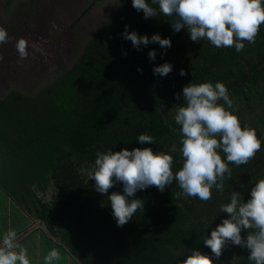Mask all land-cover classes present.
I'll list each match as a JSON object with an SVG mask.
<instances>
[{
  "label": "trees",
  "instance_id": "16d2710c",
  "mask_svg": "<svg viewBox=\"0 0 264 264\" xmlns=\"http://www.w3.org/2000/svg\"><path fill=\"white\" fill-rule=\"evenodd\" d=\"M7 1L12 5L15 0ZM119 6L93 37L74 47L71 63L59 72L57 67L55 75L33 88L14 87L0 98V221L2 228L12 224L13 230L40 221L49 233L38 229L44 244L64 254L61 264L67 259L68 264H179V255L194 248L210 253L203 239L226 216L218 213L229 192L241 191L247 199L254 182L264 178V158L247 171L264 154V26L255 43L245 42L237 53L206 40L192 42L186 29L173 32L171 18L159 12L144 19L131 0H120ZM125 25L138 35L169 37L171 47L149 43L136 50L121 36ZM150 49L156 50L153 61L148 59ZM164 61L172 64V71L154 75L153 66ZM181 68L184 76L179 75ZM191 80L226 84L242 125L255 128L262 138L261 151L246 164H229L232 175L225 176L224 191L213 188L207 201L179 196L175 180L163 191H137L145 200L144 212L137 211L118 227L107 196L87 179L95 154L148 146L136 140L147 133L155 139L150 145L154 151L176 145L172 168L178 170L180 133L172 113L182 101L174 94ZM120 190L117 184L109 192ZM1 229L0 234L8 230ZM247 255L246 249L228 245L219 260L250 264Z\"/></svg>",
  "mask_w": 264,
  "mask_h": 264
},
{
  "label": "clouds",
  "instance_id": "9594fccd",
  "mask_svg": "<svg viewBox=\"0 0 264 264\" xmlns=\"http://www.w3.org/2000/svg\"><path fill=\"white\" fill-rule=\"evenodd\" d=\"M116 4L119 6L120 0ZM131 6L142 11L144 19L156 17L158 12L170 17L172 31L186 29L194 43L206 40L215 48H234L237 53L243 51L245 42L255 43L258 30L264 25V0H131ZM121 36L131 41L136 50L149 43H158L164 50L171 47L169 37L159 33L138 35L135 30L128 31V25ZM9 39L7 30L0 26V45ZM15 48L19 59L27 57L24 38L16 41ZM147 55L150 61L155 60L156 50L150 49ZM172 67L164 61L154 65L152 71L163 77ZM137 71L142 70L138 67ZM179 75H185L183 68ZM174 96L182 101L172 113L180 133L178 151L182 166L178 170L173 172L172 168L171 153L177 151L176 145L168 151H154L150 145L155 139L147 133L138 134L136 140L139 145L148 146L97 151L90 165L87 179L94 181L97 193L107 196L118 227L137 211L144 212L145 200L135 195L137 191L148 187L163 191L175 180L179 196L207 201L212 198L213 188L224 191L222 182L226 175H232L229 164H246L261 151L262 138L255 128L242 125L224 82L191 80ZM117 184L122 190L109 192ZM220 213L226 216L203 239L210 253L194 248L179 255V264H224L219 257L228 245L246 249L250 264H264V178L254 182L247 199L241 191L231 190L227 202L219 205ZM60 259V252L52 248L43 256L42 264H56ZM0 264H32L14 230L0 234Z\"/></svg>",
  "mask_w": 264,
  "mask_h": 264
},
{
  "label": "rangeland",
  "instance_id": "374dc122",
  "mask_svg": "<svg viewBox=\"0 0 264 264\" xmlns=\"http://www.w3.org/2000/svg\"><path fill=\"white\" fill-rule=\"evenodd\" d=\"M74 1L79 4L73 5L70 2L67 4V0H15L12 5H9L7 0H0V26L7 30L10 37L6 43L0 45V57H2L0 59V98L4 97L11 88H33L41 83V80L49 79L55 75L57 67L59 72L68 62V58L75 54L74 47L86 41L87 33L83 32V27L87 26L85 23L87 19L77 24L71 34L67 33V29L69 25L71 27L81 17L87 15V9L91 8L90 4L94 0ZM105 1L109 2V5L105 7L114 6L113 0ZM109 10L112 12L113 8ZM109 15V12L105 13L104 19H107ZM19 38L27 41L28 55L24 59L18 58L15 48ZM34 79L38 82L33 81ZM16 215L22 217L21 213ZM8 217L9 214H3V218ZM2 227L3 222L0 221V229ZM5 229L13 230L14 227L10 224L1 230ZM38 229L42 230L44 227L40 221L33 220L25 231V242L21 243V246L27 250L32 264H42L43 256L52 249V246L47 247L44 244L46 241ZM34 234L38 235L34 238L32 237ZM17 239L20 241L18 237ZM56 249L59 251V248ZM63 259L64 254L56 264H61L60 261Z\"/></svg>",
  "mask_w": 264,
  "mask_h": 264
},
{
  "label": "flooded vegetation",
  "instance_id": "af4514ba",
  "mask_svg": "<svg viewBox=\"0 0 264 264\" xmlns=\"http://www.w3.org/2000/svg\"><path fill=\"white\" fill-rule=\"evenodd\" d=\"M67 4H69V2L73 5H77L79 4V2L77 3L76 1L72 0H67ZM113 4L114 6H111V7H105V6H108L109 2L105 1V0H101L99 1L97 4H95L94 7H92V9L89 11V13H87V15H84L83 17L80 18V20L78 21L77 24H81L82 23V20L83 19H87L85 21V23L87 24V26L83 27V32H85V34L87 33V39L85 41V43L95 35L96 31L115 13L116 10H118V8L120 6H118L116 4V0H113ZM64 4V3H63ZM102 4V5H101ZM91 5V4H90ZM120 5V4H119ZM98 8H97V7ZM67 7V6H66ZM105 7V8H103ZM113 8L112 12L109 10ZM109 12V16L107 17L106 20H104V15L105 13H108ZM90 15V16H89ZM71 28H70V25H69V29H67V33H70L71 34ZM75 32H78V31H75ZM82 33V31H79ZM79 33V34H81ZM73 61V59L69 60L68 62L71 63ZM12 89V88H11ZM10 89V90H11Z\"/></svg>",
  "mask_w": 264,
  "mask_h": 264
},
{
  "label": "crops",
  "instance_id": "0c3cea01",
  "mask_svg": "<svg viewBox=\"0 0 264 264\" xmlns=\"http://www.w3.org/2000/svg\"><path fill=\"white\" fill-rule=\"evenodd\" d=\"M29 226V225H28ZM27 226V227H28ZM27 227H24V228H22V229H19V230H14L15 232H16V234H17V237L20 239V244L22 243V242H25V231H26V229H27ZM29 231V230H28ZM30 235V234H29ZM28 237V236H27Z\"/></svg>",
  "mask_w": 264,
  "mask_h": 264
},
{
  "label": "water",
  "instance_id": "95a60500",
  "mask_svg": "<svg viewBox=\"0 0 264 264\" xmlns=\"http://www.w3.org/2000/svg\"><path fill=\"white\" fill-rule=\"evenodd\" d=\"M118 10H116V12H117ZM111 18V17H110ZM104 20H106V19H104ZM108 21V20H107ZM262 26H264V25H262ZM264 64V62L261 64V65H263ZM260 65V66H261ZM264 158V154L258 159V160H256V161H254L253 163H252V165L248 168V172L255 166V165H257L262 159ZM234 185V184H233ZM40 224H41V222H40ZM43 227H44V230L45 231H47V229H46V227H45V225L44 224H41ZM47 233H48V231H47ZM49 234V233H48Z\"/></svg>",
  "mask_w": 264,
  "mask_h": 264
}]
</instances>
